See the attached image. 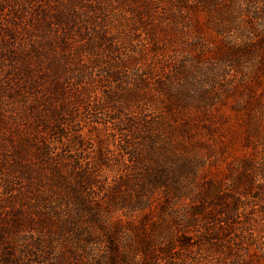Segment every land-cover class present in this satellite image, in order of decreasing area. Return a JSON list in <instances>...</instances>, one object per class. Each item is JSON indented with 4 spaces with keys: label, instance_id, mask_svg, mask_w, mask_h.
I'll return each mask as SVG.
<instances>
[{
    "label": "rangeland",
    "instance_id": "rangeland-1",
    "mask_svg": "<svg viewBox=\"0 0 264 264\" xmlns=\"http://www.w3.org/2000/svg\"><path fill=\"white\" fill-rule=\"evenodd\" d=\"M179 1L18 0L8 7L0 169L16 171L6 163L22 137L32 148L50 143L71 179L86 173L94 180V200L120 187L112 215L133 217V227L118 232L133 249L166 242L178 251L183 233L199 229L184 219L176 227L171 216H192L201 202L217 215L234 201L242 257L264 264V0L201 8ZM65 111L64 135L45 132L51 113Z\"/></svg>",
    "mask_w": 264,
    "mask_h": 264
},
{
    "label": "trees",
    "instance_id": "trees-1",
    "mask_svg": "<svg viewBox=\"0 0 264 264\" xmlns=\"http://www.w3.org/2000/svg\"><path fill=\"white\" fill-rule=\"evenodd\" d=\"M216 1L192 0L197 8ZM12 5L17 6L18 0H0V37L5 33L4 15ZM242 58L246 60L247 55ZM3 67H0V88H8L3 75L10 68ZM65 113H51L53 124L43 127L44 131L59 130L63 136L67 123ZM30 142H33L30 137L16 142L18 149L12 161L6 163L7 170L12 167L16 171L7 173L0 169V264H254L242 257L243 236L234 233L240 214L234 201L229 205L224 203L222 213L217 215L201 202L194 207L192 216H171V223L176 227H182L184 219L185 226L199 229L193 235L183 233L184 241L179 243L178 251L166 242L134 249L125 247L118 232L124 227L132 228L133 217L125 215L124 221L113 219L112 214L118 208L116 201L122 194L120 187L113 189L112 196L94 200L90 192L95 183L90 175L81 173L71 179L66 165H60L63 161L53 156L50 143L35 142L32 153ZM102 156L99 153L100 163ZM20 160L23 165H19ZM1 167L6 170L4 165ZM21 175H34L36 182H26ZM245 194L251 193L246 189Z\"/></svg>",
    "mask_w": 264,
    "mask_h": 264
}]
</instances>
